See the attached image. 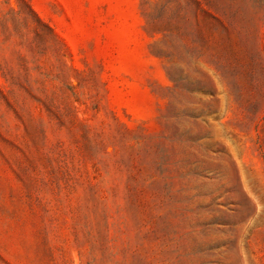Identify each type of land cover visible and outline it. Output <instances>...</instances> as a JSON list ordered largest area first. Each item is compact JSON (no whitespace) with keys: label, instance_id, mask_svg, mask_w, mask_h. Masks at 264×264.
<instances>
[{"label":"rangeland","instance_id":"374dc122","mask_svg":"<svg viewBox=\"0 0 264 264\" xmlns=\"http://www.w3.org/2000/svg\"><path fill=\"white\" fill-rule=\"evenodd\" d=\"M0 264H264V0H0Z\"/></svg>","mask_w":264,"mask_h":264}]
</instances>
